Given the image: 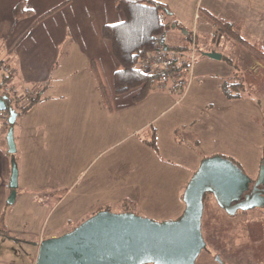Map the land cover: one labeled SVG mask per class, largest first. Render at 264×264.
<instances>
[{
  "label": "crops",
  "instance_id": "0c3cea01",
  "mask_svg": "<svg viewBox=\"0 0 264 264\" xmlns=\"http://www.w3.org/2000/svg\"><path fill=\"white\" fill-rule=\"evenodd\" d=\"M21 1H25L32 15L15 21L13 9ZM116 1L0 0V60L11 65L14 71L11 86L18 91L37 88L40 96L36 104L17 118L14 126L16 154L9 153L6 114L0 111L4 124L0 126V264H36L42 241L71 232L101 211L97 206L111 202L118 204L130 194L128 188L125 195L119 193L122 191L121 180L112 178L110 161L95 169L98 157L105 151L107 138L110 139V131L128 125L129 110L148 101L135 103L133 96L114 92L113 78L119 64L107 54L111 48L101 32L104 25L122 20L115 9ZM155 1L167 5L183 26L179 31L184 39L178 38L177 45L171 44L168 32L171 50L190 47L198 37L197 50L200 51V34L205 27H210L209 24L217 34L212 38L215 44L218 37L224 36L218 33L205 13L206 17L200 14L203 8L218 18L238 24V21L226 18L222 10L215 9L213 0ZM52 10L57 11L40 19ZM188 34H192L190 44L185 39ZM204 46L208 48L204 52H216L225 60L226 55L221 50L209 47V43ZM98 57L101 59L99 64L95 60ZM202 59L186 77L182 93L156 98L163 104L170 103L168 109L158 111V115L171 116L168 122L171 125L170 140L176 147L239 148V139L235 141L228 135L227 126L212 123L210 129L207 121L209 117L217 116L213 109L216 106L225 108L230 117L234 107L238 112L235 102L239 99H229L223 92V84L239 73L225 72L221 60L204 55ZM230 66L233 69L236 63ZM263 67L255 59L253 68ZM102 72L111 76L109 89ZM190 76L193 79L188 85ZM212 79L221 81L213 85V90L203 92L209 85L205 82ZM103 86L110 104L105 100ZM216 95L220 97L218 105L214 99ZM200 122H207L204 128ZM165 128V124L158 126L160 136ZM179 131L183 133L182 141L177 136ZM97 134L100 135L98 138ZM225 138L229 141L225 142ZM96 151L101 152L100 155L97 156ZM14 160L19 169V188L15 203L10 205L9 183ZM191 162L190 166H194ZM198 166L199 163L179 179L177 207L182 211L178 218L185 209L184 191ZM99 187L103 189L99 190ZM111 194L118 196L112 199Z\"/></svg>",
  "mask_w": 264,
  "mask_h": 264
},
{
  "label": "rangeland",
  "instance_id": "374dc122",
  "mask_svg": "<svg viewBox=\"0 0 264 264\" xmlns=\"http://www.w3.org/2000/svg\"><path fill=\"white\" fill-rule=\"evenodd\" d=\"M212 3L215 9L222 10L226 18L238 21L242 28L243 38L258 44L264 51V0H213ZM205 10L206 8H203L200 14L204 15ZM220 10L216 12L222 14ZM209 25L210 27H205L200 34L202 35L199 38L202 48L196 52L194 66L203 60V54L206 53L204 51L208 49L204 45L209 43V47L218 48L236 63V67L232 69L225 60L220 62L223 69H226L225 72L239 73L238 81L244 84L245 92L237 98L239 101L235 102V106H238V112L234 107L232 117L227 115L225 108L216 106L213 109L217 116L209 117L207 121L210 123V129L212 123L217 125L223 123L227 126L228 135L232 136L235 141L239 139V148L236 146L230 149L226 147L205 148V145L203 148L198 145V148L189 149L176 147L170 140L172 134L169 126L171 125L168 122L171 116L158 115L159 112L168 109L170 103L167 101L163 104L156 100L158 97H168L172 94L159 92L158 87L146 99L148 101L140 104L136 109L129 110L128 125L120 129H114V127L110 131V139L108 141L107 138L105 151L98 157L95 169L110 161L112 178L121 180L122 191H116L125 195L128 188L130 194L118 204L111 202L97 206V209L114 214L131 212L160 223L177 220L182 211V208L177 207L179 179L187 175L188 170L191 172L195 169L194 166L198 163L200 165L204 159L216 156L232 159L251 179L258 177L261 166L259 159H262L264 151V67L253 68L255 62L253 55L227 36L218 37V43L215 44L212 38L217 37V34L212 24ZM170 28L171 44L177 45L180 42L178 38L183 41L184 36L179 28L173 26ZM194 40L195 48H197L198 37ZM107 54L115 60L110 51ZM95 60L98 64L101 61L99 57ZM225 72L222 71V73ZM102 75L109 89L111 76L109 77L104 72ZM191 79L193 76H190L188 85ZM219 81L221 80L212 79L205 82L209 85L208 89H204L203 92H208L211 88L213 90V85ZM13 88L16 92L17 89ZM215 98L218 105L220 97L216 95ZM206 123L200 122L201 128H204ZM163 124L166 128L160 136L157 129L158 126L163 127ZM0 126H4L1 119ZM3 128L5 130V127ZM153 131L156 134V149L148 144L154 140ZM99 136L97 134V138ZM177 136L182 141L181 131L177 133ZM227 141L229 139L225 138V142ZM174 147L176 148L173 149ZM96 152L97 156L101 153ZM190 161L195 165L190 166ZM105 184L109 183L105 182ZM111 196L112 199H116L118 194H111ZM202 233L207 248L201 253L196 264H264V207L249 211L246 215L239 213L231 216L222 210L214 197L209 194L204 203Z\"/></svg>",
  "mask_w": 264,
  "mask_h": 264
},
{
  "label": "water",
  "instance_id": "95a60500",
  "mask_svg": "<svg viewBox=\"0 0 264 264\" xmlns=\"http://www.w3.org/2000/svg\"><path fill=\"white\" fill-rule=\"evenodd\" d=\"M222 60L216 52L203 54ZM0 99V111H6ZM18 114L10 112L7 135L10 154H16L14 126ZM252 179L232 159L221 156L204 159L190 179L184 194L185 209L174 221L155 222L131 212L100 211L69 233L41 242L36 264H196L207 248L202 233L204 200L211 194L218 206L235 216L264 207V164L250 192ZM8 204L13 205L19 188L15 160ZM221 262V260L218 258Z\"/></svg>",
  "mask_w": 264,
  "mask_h": 264
},
{
  "label": "trees",
  "instance_id": "16d2710c",
  "mask_svg": "<svg viewBox=\"0 0 264 264\" xmlns=\"http://www.w3.org/2000/svg\"><path fill=\"white\" fill-rule=\"evenodd\" d=\"M115 9L121 15L122 20L116 24L104 25L101 32L103 39L110 45L113 57L119 64V69L114 73L113 78L114 92L116 95L133 94V101L140 103L159 87L161 79L158 74L141 71L139 60L153 51L156 36L165 33L166 26H173L179 29H182L183 26L174 18L167 5L155 0H117ZM57 10L48 12L40 19H44ZM205 14L217 28L219 34L227 36L241 45L259 63L264 65V51L258 44L251 43L243 38L239 25L227 22L207 11H205ZM13 15L15 21H19L31 16L32 10L27 7L25 1H21L14 7ZM162 17H164L165 23L162 22ZM185 39L187 44H190L192 34H188ZM188 49V45L176 48V50L182 52L188 51ZM223 59L228 61L230 65L234 64L233 60L227 56H224ZM13 75L14 71L11 74L0 71V99L5 101L7 107L6 111L1 113L6 114L5 126L7 130L10 128L8 119L11 111H15L19 116L40 100L39 98L35 103L27 104L21 108L19 94L15 92V89L10 84ZM239 78V75H235L223 84V92L229 99L241 97L242 93L245 92V86L238 81ZM102 88L105 100L109 103L104 86ZM155 136L156 134L153 131L154 140L148 144L156 149ZM261 163L264 164V151ZM236 164L239 165L238 163ZM208 195L205 196V199ZM256 210L254 209L253 211ZM240 214L246 215L248 212H240ZM10 237L16 240L14 236Z\"/></svg>",
  "mask_w": 264,
  "mask_h": 264
},
{
  "label": "built area",
  "instance_id": "2783aa9c",
  "mask_svg": "<svg viewBox=\"0 0 264 264\" xmlns=\"http://www.w3.org/2000/svg\"><path fill=\"white\" fill-rule=\"evenodd\" d=\"M162 22L165 23L164 17ZM170 27L166 26V32L156 36L154 49L147 56L139 60V68L144 73H155L160 76L159 89L171 94H180L186 87V77L190 75L196 62L195 40L191 43L188 51L171 50L168 47V32ZM0 71L11 74V65L0 60ZM21 100V108L39 100L37 88H26L22 91L16 90Z\"/></svg>",
  "mask_w": 264,
  "mask_h": 264
},
{
  "label": "flooded vegetation",
  "instance_id": "af4514ba",
  "mask_svg": "<svg viewBox=\"0 0 264 264\" xmlns=\"http://www.w3.org/2000/svg\"><path fill=\"white\" fill-rule=\"evenodd\" d=\"M261 166H262V163H261ZM261 166H260V168H261ZM259 172H260V171H259ZM259 172H258V174H259ZM258 178H259V175H258V177H256L255 179H252V183H251V185H250V192H251L252 189L254 188L255 183L257 182ZM259 188H260V189H264V183H262L261 185H259ZM252 211H253V210H252ZM240 212H242V211H239L237 214H239ZM248 212H249V211H248Z\"/></svg>",
  "mask_w": 264,
  "mask_h": 264
}]
</instances>
